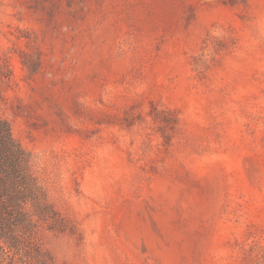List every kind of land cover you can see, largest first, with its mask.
Returning <instances> with one entry per match:
<instances>
[{
  "label": "rangeland",
  "instance_id": "rangeland-1",
  "mask_svg": "<svg viewBox=\"0 0 264 264\" xmlns=\"http://www.w3.org/2000/svg\"><path fill=\"white\" fill-rule=\"evenodd\" d=\"M0 117L53 264H264V0H0Z\"/></svg>",
  "mask_w": 264,
  "mask_h": 264
},
{
  "label": "trees",
  "instance_id": "trees-1",
  "mask_svg": "<svg viewBox=\"0 0 264 264\" xmlns=\"http://www.w3.org/2000/svg\"><path fill=\"white\" fill-rule=\"evenodd\" d=\"M31 152L22 147L0 117V264H53L36 242L42 223L61 217L32 170Z\"/></svg>",
  "mask_w": 264,
  "mask_h": 264
}]
</instances>
